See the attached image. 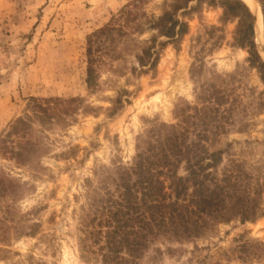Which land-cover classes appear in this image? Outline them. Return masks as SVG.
Wrapping results in <instances>:
<instances>
[{"label": "rangeland", "instance_id": "rangeland-1", "mask_svg": "<svg viewBox=\"0 0 264 264\" xmlns=\"http://www.w3.org/2000/svg\"><path fill=\"white\" fill-rule=\"evenodd\" d=\"M134 1L0 0V139L24 118L38 143L22 165L0 147V177L12 181L9 193H0V264H102L84 226L102 179L133 161L155 125L179 124L195 137L193 125L202 126L195 107L206 105L215 87L230 99L220 110L225 130L207 141L223 151L217 175H241L264 207V81L248 50L233 46L237 21L222 20L221 8L203 6L185 17L189 31L175 42L151 27L172 0H142L132 26L141 30L102 37L89 89L88 37L110 24L122 27L116 18ZM251 2L253 14L262 13L258 0ZM255 42L264 61V23ZM32 98L76 99L75 110L41 120ZM137 264H264V216L209 221L197 238L161 234Z\"/></svg>", "mask_w": 264, "mask_h": 264}, {"label": "trees", "instance_id": "trees-1", "mask_svg": "<svg viewBox=\"0 0 264 264\" xmlns=\"http://www.w3.org/2000/svg\"><path fill=\"white\" fill-rule=\"evenodd\" d=\"M258 2L264 23V0ZM141 4L142 0H135L119 13L116 21L123 20L122 27L110 24L88 37L86 83L89 89L97 78V63L105 45L102 37L112 36L114 31L125 35L126 28L141 30L140 25L132 27L139 19ZM165 5L162 16L151 27L157 29L159 37L175 42L181 41L189 31L185 17L199 12L203 6L221 8L222 20L237 21L233 46L248 50V62L264 81V61L255 42V15L243 0H172ZM149 52L150 49L145 56L150 57ZM145 58H140L141 65ZM205 100L207 104L202 108L195 107L202 123L201 129L193 125L197 129L195 137L189 136V129L182 130L179 124L155 125L137 144L133 161L117 166L110 180L102 179L103 192L93 200L92 213L88 215L92 219L84 225L89 243L97 246L93 253L99 255L102 264H137L149 244L161 234L197 238L205 233L209 221L219 224L236 219L246 223L264 216V207L244 185L241 175L234 171L217 175L223 151L210 150L207 141L209 134L217 138L221 134L218 130H225L221 125L224 112L220 110L230 99L215 87ZM31 102L37 118L53 121L74 111L75 107L71 106L76 99L32 98ZM230 112L232 108L227 109L229 116ZM32 129L31 120L20 118L0 139L1 150L20 165L38 147L30 139ZM182 167L185 175L180 174ZM10 186L9 178L0 177L3 196L9 193ZM91 225L94 227L89 229Z\"/></svg>", "mask_w": 264, "mask_h": 264}, {"label": "bare ground", "instance_id": "bare-ground-1", "mask_svg": "<svg viewBox=\"0 0 264 264\" xmlns=\"http://www.w3.org/2000/svg\"><path fill=\"white\" fill-rule=\"evenodd\" d=\"M248 6L251 7L252 2L251 0H243ZM256 16V15H255ZM263 28V20H262V13L259 12V14L257 15V25H256V30L258 32V30L261 32Z\"/></svg>", "mask_w": 264, "mask_h": 264}, {"label": "water", "instance_id": "water-1", "mask_svg": "<svg viewBox=\"0 0 264 264\" xmlns=\"http://www.w3.org/2000/svg\"><path fill=\"white\" fill-rule=\"evenodd\" d=\"M255 21H256V25H257V14H256V16H255Z\"/></svg>", "mask_w": 264, "mask_h": 264}]
</instances>
